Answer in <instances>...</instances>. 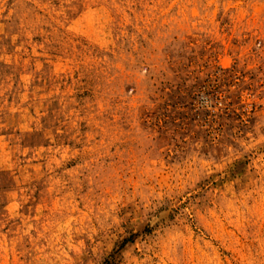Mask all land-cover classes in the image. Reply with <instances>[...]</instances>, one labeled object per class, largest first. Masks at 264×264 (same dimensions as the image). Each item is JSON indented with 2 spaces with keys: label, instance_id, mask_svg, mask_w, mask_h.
<instances>
[{
  "label": "rangeland",
  "instance_id": "rangeland-1",
  "mask_svg": "<svg viewBox=\"0 0 264 264\" xmlns=\"http://www.w3.org/2000/svg\"><path fill=\"white\" fill-rule=\"evenodd\" d=\"M264 264V0H0V264Z\"/></svg>",
  "mask_w": 264,
  "mask_h": 264
},
{
  "label": "trees",
  "instance_id": "trees-1",
  "mask_svg": "<svg viewBox=\"0 0 264 264\" xmlns=\"http://www.w3.org/2000/svg\"><path fill=\"white\" fill-rule=\"evenodd\" d=\"M116 253H117V251L110 254L108 257H106L104 259V261L101 264H117L119 262V260L117 258L118 254H116Z\"/></svg>",
  "mask_w": 264,
  "mask_h": 264
}]
</instances>
